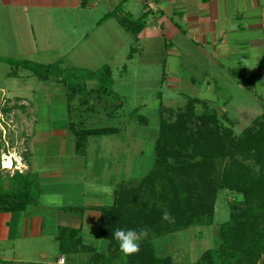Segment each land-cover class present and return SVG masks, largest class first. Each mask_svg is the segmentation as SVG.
<instances>
[{
    "label": "rangeland",
    "instance_id": "obj_1",
    "mask_svg": "<svg viewBox=\"0 0 264 264\" xmlns=\"http://www.w3.org/2000/svg\"><path fill=\"white\" fill-rule=\"evenodd\" d=\"M92 1L98 4L97 14L99 13L100 16L110 12L106 1ZM122 7L128 10L130 5L126 4ZM137 7L141 9V6ZM132 11L135 15H127V21L132 20L131 17L135 20L137 10ZM110 13L106 18L104 16L101 24L90 29L89 37L81 38L80 43L75 45V49L68 55L67 52L49 51L38 55V60L33 61H38L44 66L58 67L60 65L63 76L69 75L70 67L95 70L107 65L112 72L114 93L111 96L90 95L88 104L92 105L93 109L86 110V107L79 106L77 98L81 97L80 95L76 99L68 100L69 108L65 111L60 107L63 96L67 94V88L64 84L57 82V67H51L52 70L46 78L53 80L55 85L44 80V82L40 81L37 75L26 82L21 79L24 82L21 87L25 91L30 89L28 97L33 102H37L39 107L34 113L35 133L60 128H66L69 131L71 123L90 127L113 125L120 128V131L115 134L89 137L87 149L83 155L74 151V142L70 139L55 138L54 142L49 143L48 146L42 144L41 140L38 142L36 150L31 155L32 161L36 160L39 167L38 186L41 188V194L38 202L44 204L42 203L44 198L60 196L63 199L62 206L54 207L68 213H70V207L77 205L96 202L110 204L113 200L112 194L105 196L101 193L97 197L103 200H99L90 188L94 190V186L99 183L105 186L108 183L115 185L148 170L159 131L161 102L166 107L164 116L169 122H173L177 119L176 112L181 108L184 109L190 98L205 100L207 107L215 114L223 127L231 128L232 134L236 137L241 136L248 127L254 125L257 118L264 115V70L247 73L249 82L232 75L229 68L230 61L216 59L201 51L197 48L200 45L196 43V46L195 43L187 41L184 36L185 31H182V35L175 39H165L166 37L161 36L159 40H151L145 50H139L137 54H134L133 59H129L127 52L131 51L135 38L126 29L128 26L120 24L117 20L120 12ZM259 40H256L258 45L261 43ZM135 47L140 49L138 44H135ZM171 48H180L182 52L172 53ZM259 48L255 51H261L262 47ZM259 55L254 61L263 65L264 55ZM77 57L85 60L79 61ZM164 70L166 75L163 77ZM42 72L45 73L44 70ZM85 85L90 91L97 87L96 81L91 80ZM44 97L50 99L45 98V100ZM201 100L197 102L198 113L205 110ZM25 111L30 113L29 107H26ZM51 113H56L59 118H54L52 122L50 119L49 122L48 115L50 116ZM143 115L146 119L142 118ZM19 130L20 128L15 129V131ZM68 134V138L72 137L70 131ZM188 149L191 150V147ZM235 157L244 164L253 166L256 171L260 168L253 159L247 160L242 154H237ZM230 162H232L230 156L218 158L216 164L218 172H222ZM5 167H7L6 163ZM43 167L54 172L43 176L41 173L44 170ZM85 193L86 196H84ZM237 198L243 200V195L228 189L220 190L215 206L214 224L208 227L209 229H203L199 233L196 229L189 228L162 237L155 242L157 252L170 255L175 264H198L200 255L214 246L219 224L229 218V205L231 207L232 203L239 208L244 207V203L236 200ZM46 227L50 232L53 228L54 234H59L61 230L57 231L59 228L53 224V218L47 221ZM83 232L91 234L88 240L94 244L103 245V240L96 235L97 226L84 222ZM40 243H43L46 249L54 252L56 256L59 255L60 242L52 235L43 237Z\"/></svg>",
    "mask_w": 264,
    "mask_h": 264
},
{
    "label": "trees",
    "instance_id": "obj_2",
    "mask_svg": "<svg viewBox=\"0 0 264 264\" xmlns=\"http://www.w3.org/2000/svg\"><path fill=\"white\" fill-rule=\"evenodd\" d=\"M86 3L84 0L83 4ZM122 23L128 24L126 18ZM143 27L141 20L136 31ZM9 61L30 69L42 79L48 78L51 67H57L31 60ZM231 71L249 82L245 69ZM68 72V76H63L59 65L56 68L57 81L66 86L68 100L81 95L77 98L79 106L86 107V110L93 109L88 104L90 95L109 97L114 93L112 72L107 65L95 70L70 67ZM165 75L164 70L163 77ZM87 80L96 81L97 87L87 90ZM200 100L190 98L185 108L176 112L177 119L173 122L164 116L166 107L162 102L159 104V131L148 170L118 182L112 202L96 206L101 212L99 237L103 245L86 244L81 228L63 226L57 237L62 253L92 252L83 264H175L170 255L157 252L156 240L189 228L201 233L213 225L218 193L228 189L243 195V200H236L243 202L244 207L239 208L232 203L230 207L228 204L229 218L219 224L214 246L206 249L197 262L264 264V115L236 137L231 128L223 127L205 100H201L205 110L198 113L197 102ZM142 118L146 119L144 115ZM70 131L74 135L75 152L83 155L89 137L115 134L120 128L71 123ZM237 154H242L247 160L253 159L260 166L258 171L239 161L235 157ZM225 156L232 157V162L218 172L217 159ZM7 177L13 186L6 188L0 178V212H22L28 205L38 203L41 194L38 173L15 170ZM84 209V206H73L69 210L81 212ZM165 209L175 218L173 223L161 219ZM145 226L150 231L148 237L141 241L140 251L124 256L112 238V231L116 228L139 231Z\"/></svg>",
    "mask_w": 264,
    "mask_h": 264
},
{
    "label": "crops",
    "instance_id": "obj_3",
    "mask_svg": "<svg viewBox=\"0 0 264 264\" xmlns=\"http://www.w3.org/2000/svg\"><path fill=\"white\" fill-rule=\"evenodd\" d=\"M85 1L87 3L84 5V0H0V178L4 180L6 188H12L7 175H12L15 170H31L38 173L37 161H32L31 155L40 140L46 146L54 142L55 138L70 139L74 142L73 133L69 130L72 137L68 138L69 131L66 128L35 133L34 113L39 107L37 102L28 97L30 89L25 91L21 84L36 75L30 69L16 66L9 60H38V55L49 51L67 52L68 55L75 49V45L80 43V39L88 38L89 30L101 24L104 16L110 12L119 11L117 20L123 24L122 21L128 19L127 15L133 16L135 14L132 10H137L135 20L131 17L132 20L127 21L126 29L134 36L133 42L138 44L140 49L132 44L131 51L127 52L129 59H133L139 50H145L151 40H159L161 36L166 37L165 39H175L185 31L187 41L200 45H196L198 49L216 59L230 61V71L245 69L250 74L254 70H264V64L254 61L259 54L264 55V0H104L110 9L104 16L97 14V3L92 0ZM134 3L136 4L132 6ZM126 4L130 5L128 10L122 7ZM137 6H141V9ZM138 20L144 23L140 31H136L139 27ZM258 39L261 41L260 45L256 42ZM259 46L262 47L261 51H255ZM171 51L176 54L182 52L180 48H171ZM77 60L85 59L77 57ZM243 61L253 67L244 65ZM38 78L42 82L55 85L53 80ZM21 79H24V82ZM62 101L60 108L66 111L69 108L67 95L63 96ZM26 107H29L30 113L25 111ZM48 117L49 122L50 119L52 122L54 118H59L56 113H51ZM18 128L20 130L15 131ZM6 153H11L12 158H16L13 160L12 170L1 166V160ZM4 162L9 167L6 157ZM43 168V176L54 172ZM9 171L11 173H8ZM116 185L117 183H108L105 186L99 183L94 186V190L90 188V191L96 197L101 193L113 196ZM97 198L103 200L101 197ZM103 204H84L81 206L85 209L81 212L70 210L68 213L38 202L28 205L22 212H0V264L87 262L92 254L90 251H60L56 256L40 243V239L52 235L58 240V234H54L53 228L50 232L46 227L47 221L53 218V224L59 228L57 231L63 226L81 228L84 243L93 245L94 242L88 240L91 234L83 232V224L85 222L97 226L96 235L99 238L101 212L96 206ZM61 256L65 257L64 263L60 261Z\"/></svg>",
    "mask_w": 264,
    "mask_h": 264
},
{
    "label": "clouds",
    "instance_id": "obj_4",
    "mask_svg": "<svg viewBox=\"0 0 264 264\" xmlns=\"http://www.w3.org/2000/svg\"><path fill=\"white\" fill-rule=\"evenodd\" d=\"M244 65L252 68L247 61H243ZM45 206H62L63 199L60 196L46 197L42 201ZM161 219L169 223H173L175 218L171 213L165 209L161 215ZM149 229L145 226L139 231L135 229H124L116 228L112 231V238L117 241L120 252L124 256H131L137 254L140 251V243L143 239L147 238L149 235Z\"/></svg>",
    "mask_w": 264,
    "mask_h": 264
},
{
    "label": "built area",
    "instance_id": "obj_5",
    "mask_svg": "<svg viewBox=\"0 0 264 264\" xmlns=\"http://www.w3.org/2000/svg\"><path fill=\"white\" fill-rule=\"evenodd\" d=\"M8 156L12 157L11 153H8V154H5V155H4V158L1 160V166H2V168L12 169L13 167H12V168L5 167V163H4V161H5V157H8ZM60 261H61L62 263H64V262H65V257H64V256H61V257H60Z\"/></svg>",
    "mask_w": 264,
    "mask_h": 264
},
{
    "label": "bare ground",
    "instance_id": "obj_6",
    "mask_svg": "<svg viewBox=\"0 0 264 264\" xmlns=\"http://www.w3.org/2000/svg\"><path fill=\"white\" fill-rule=\"evenodd\" d=\"M14 150V149H13ZM7 154V153H6ZM16 154V153H15ZM16 159V158H14ZM12 157L8 156L6 157V160H7V163L9 165V168H12L13 167V160H14Z\"/></svg>",
    "mask_w": 264,
    "mask_h": 264
}]
</instances>
